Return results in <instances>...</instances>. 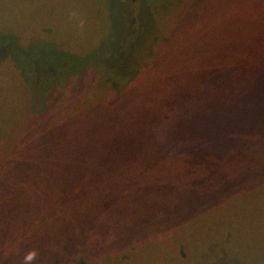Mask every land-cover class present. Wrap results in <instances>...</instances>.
Listing matches in <instances>:
<instances>
[{
    "label": "rangeland",
    "instance_id": "rangeland-1",
    "mask_svg": "<svg viewBox=\"0 0 264 264\" xmlns=\"http://www.w3.org/2000/svg\"><path fill=\"white\" fill-rule=\"evenodd\" d=\"M120 2L0 0V264H264V0Z\"/></svg>",
    "mask_w": 264,
    "mask_h": 264
},
{
    "label": "trees",
    "instance_id": "trees-1",
    "mask_svg": "<svg viewBox=\"0 0 264 264\" xmlns=\"http://www.w3.org/2000/svg\"><path fill=\"white\" fill-rule=\"evenodd\" d=\"M254 23H251L250 25H252ZM255 51L253 52V54H251V57H249V59L247 60V62L244 64V68L243 70H238L236 71V78L239 79V81H245L247 83H251L254 81L255 78H257L258 75H260V73H262L264 75V39L262 40V42H259L257 44V46L254 48ZM174 62H176L174 60ZM110 64L112 69L116 70L117 72L120 71L119 69V64H121V62H118L115 59H111L110 60ZM20 69V68H19ZM146 93L145 90H142L141 94ZM215 102L214 103H210L207 107L210 106H214L215 104L217 105L218 109H220V106L223 103V96H217L215 97ZM160 120V119H159ZM160 122V121H157ZM147 127H149L148 131H150V128H152V125L150 123H145ZM158 127H169L167 125V123L162 124V125H158V124H154ZM146 126L144 124L140 125V128L143 132V134H141L139 136V138H137L138 142L143 141L146 136H147V132L145 131L144 127L146 128ZM150 138H146V147L148 146V150L150 151ZM146 155V154H145ZM101 168H110L108 166H102ZM72 174V184L73 185H77V186H82L80 183V180L78 178V175L74 172H71ZM154 183H156L157 177L154 175L153 177ZM35 182L37 184H39L40 186H49L51 185V182L44 176L42 177H36L35 178ZM53 184L56 188V192L58 193V195L56 196L57 201L60 204H66V206L69 208L70 212L69 213H75L76 211L80 210L81 208L85 207V202H83V205H80L78 202L75 201L76 197L78 196V193L74 190L70 189H66L62 184L53 181ZM44 189H40L39 192L41 193ZM158 192H154V196H157ZM79 195H83V192H80ZM165 197V195L163 194V198ZM168 197V196H166ZM169 198V197H168ZM170 201L175 204V200L170 198ZM8 205L11 206V201H7ZM91 204V203H89ZM92 205V204H91ZM5 210L1 209L0 210V218H4L6 219L10 226H15L17 224V221L12 218V217H8L5 214ZM33 216L38 218L41 221V224L45 227L48 226H54L56 224L59 223V221L64 218V217H68L71 216L68 213H65L63 211L60 210H56L53 209L51 207H46L42 212H34ZM12 231V229L10 230V232ZM53 255H56V252L54 250V248H49L48 249ZM53 261V260H52ZM54 262V261H53ZM51 262H49L50 264Z\"/></svg>",
    "mask_w": 264,
    "mask_h": 264
},
{
    "label": "clouds",
    "instance_id": "clouds-1",
    "mask_svg": "<svg viewBox=\"0 0 264 264\" xmlns=\"http://www.w3.org/2000/svg\"><path fill=\"white\" fill-rule=\"evenodd\" d=\"M38 253L36 250H30L24 256V264H32L37 259Z\"/></svg>",
    "mask_w": 264,
    "mask_h": 264
},
{
    "label": "flooded vegetation",
    "instance_id": "flooded-vegetation-1",
    "mask_svg": "<svg viewBox=\"0 0 264 264\" xmlns=\"http://www.w3.org/2000/svg\"><path fill=\"white\" fill-rule=\"evenodd\" d=\"M126 1H128L130 5H134L135 2H136V0H126ZM126 1L125 0H121V2H120L121 5L124 6V8H127V6H128V5L125 4Z\"/></svg>",
    "mask_w": 264,
    "mask_h": 264
},
{
    "label": "water",
    "instance_id": "water-1",
    "mask_svg": "<svg viewBox=\"0 0 264 264\" xmlns=\"http://www.w3.org/2000/svg\"><path fill=\"white\" fill-rule=\"evenodd\" d=\"M81 264H84L83 262H81Z\"/></svg>",
    "mask_w": 264,
    "mask_h": 264
}]
</instances>
